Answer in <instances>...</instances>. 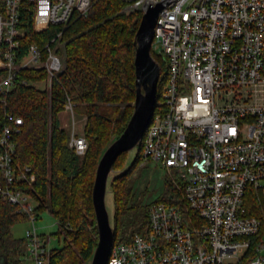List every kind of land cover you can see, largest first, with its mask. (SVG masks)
<instances>
[{
	"label": "built area",
	"instance_id": "1",
	"mask_svg": "<svg viewBox=\"0 0 264 264\" xmlns=\"http://www.w3.org/2000/svg\"><path fill=\"white\" fill-rule=\"evenodd\" d=\"M28 1L36 32L67 26L92 7V0ZM22 2L0 0L3 102L20 69L44 68L51 82L64 68L53 47L44 53L36 43L17 61ZM159 2L164 8L151 52L163 57L168 80L143 137L142 159L161 165L174 191L149 205L148 232L114 244L107 264H264V221L246 206L250 188L264 198V0H134L123 12L143 14ZM62 33L55 32L51 42ZM65 111L74 114L71 102ZM7 118L0 136L7 185H0V197L31 222L24 263L50 264V238L36 226L38 202L13 188L20 179L36 180L29 167L18 173L14 165V136L24 122ZM69 146L83 156L88 141L73 129Z\"/></svg>",
	"mask_w": 264,
	"mask_h": 264
},
{
	"label": "trees",
	"instance_id": "2",
	"mask_svg": "<svg viewBox=\"0 0 264 264\" xmlns=\"http://www.w3.org/2000/svg\"><path fill=\"white\" fill-rule=\"evenodd\" d=\"M133 1L92 0L86 17L74 15L67 26L51 25L44 32L35 30L33 3L22 2L19 25L24 35L17 48L19 63L27 56L32 43L38 44L44 53L47 45L55 49L58 42L65 43L63 48L55 50L63 56L64 68L51 81L50 89L35 85L48 80L46 69L23 68L18 71L15 86L5 102L0 97V136L8 124V114L23 119L21 132L14 136V165L18 173L26 172L29 167L28 175L36 177L35 182L20 179L13 188L33 195L38 202V219L39 213L49 210L58 221L57 235L64 236V244L51 249L50 264H86L94 256L98 242L93 204L97 168L105 151L127 127L137 95L136 35L143 14L122 12ZM57 31L63 32L61 39L51 42ZM152 55L161 70L158 106L154 112L157 113L166 90L168 71L163 57ZM5 73L0 69V76ZM69 102L73 104L74 114L85 118L83 134L88 149L83 156L70 148L71 135L62 122L61 114ZM142 152L143 139L134 165L143 160ZM121 155L112 170H120ZM120 171L111 183L116 208L115 225L111 224L114 244L130 242L137 232H148L151 204L144 207L143 219L137 228L130 233L121 232L122 214L135 209L134 205H128V179L133 167ZM167 184L170 194L173 186L168 181ZM0 185H7L1 172ZM246 206L249 215L264 221V198L252 188L247 192ZM25 221H28L27 215L18 213L17 206L0 197V264H25L27 239L13 233L14 225ZM43 237L49 239L44 234Z\"/></svg>",
	"mask_w": 264,
	"mask_h": 264
},
{
	"label": "water",
	"instance_id": "3",
	"mask_svg": "<svg viewBox=\"0 0 264 264\" xmlns=\"http://www.w3.org/2000/svg\"><path fill=\"white\" fill-rule=\"evenodd\" d=\"M163 8V2H159L149 6L142 15L136 35L137 95L134 111L124 132L105 151L97 168L93 187V204L98 225V242L91 264H107L115 242V232L106 206L108 178L113 165L122 153L142 141L157 107L161 70L152 55L151 46L156 21Z\"/></svg>",
	"mask_w": 264,
	"mask_h": 264
},
{
	"label": "rangeland",
	"instance_id": "4",
	"mask_svg": "<svg viewBox=\"0 0 264 264\" xmlns=\"http://www.w3.org/2000/svg\"><path fill=\"white\" fill-rule=\"evenodd\" d=\"M123 12V11H122ZM125 13V12H124ZM130 14V13H126ZM64 42H58L55 50L63 48ZM59 54V53H58ZM62 59L63 56L59 54ZM40 89H50V80L38 82L35 84ZM62 122L66 129L72 134L73 129L75 133L84 135L85 120L82 116L63 111L61 114ZM67 125V126H66ZM139 153V144L135 147L125 151L120 157V172H125L133 167L132 173L129 175V189L130 202L129 206L134 205V212L128 211L122 214L120 226L121 232L130 233L131 230L137 228L143 219L144 207L156 200L164 199L168 196L167 173L165 169L156 162L140 160L134 165ZM118 170L113 169L108 178L107 192H106V206L110 216V222L115 225L116 208L114 202V195L112 190V180L119 173ZM36 205V202H34ZM131 212V213H130ZM36 226L39 233L48 236L50 239V248L60 247L64 244V236L57 235L59 232V225L57 219L49 210H44L39 213V219ZM31 228V222L25 221L14 225L13 233L16 237H25L27 230ZM120 238V237H118ZM92 259L86 264H91Z\"/></svg>",
	"mask_w": 264,
	"mask_h": 264
},
{
	"label": "crops",
	"instance_id": "5",
	"mask_svg": "<svg viewBox=\"0 0 264 264\" xmlns=\"http://www.w3.org/2000/svg\"><path fill=\"white\" fill-rule=\"evenodd\" d=\"M62 118V117H61ZM84 120H85V118H84ZM64 125V124H63ZM67 126V125H66ZM81 135V134H80Z\"/></svg>",
	"mask_w": 264,
	"mask_h": 264
}]
</instances>
